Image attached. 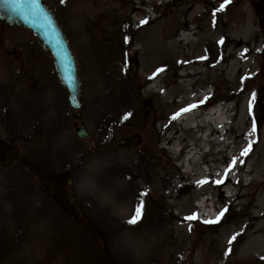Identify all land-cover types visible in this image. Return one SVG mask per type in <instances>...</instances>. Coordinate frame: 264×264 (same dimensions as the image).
I'll return each mask as SVG.
<instances>
[{
    "label": "rangeland",
    "instance_id": "obj_1",
    "mask_svg": "<svg viewBox=\"0 0 264 264\" xmlns=\"http://www.w3.org/2000/svg\"><path fill=\"white\" fill-rule=\"evenodd\" d=\"M70 1L44 0L67 35L78 65L84 104L77 123L89 136L78 139L77 146L70 144L66 155V148L56 142L37 146L40 155H58L54 164L37 163L41 171L72 165L62 168L71 173L70 186L40 183L37 189L38 182L10 169L1 171L0 264H264V206L257 204L264 202V116L252 132L259 109H264L257 95L264 80L260 0H230L223 11L218 9L224 0H132L121 6L125 17L117 21L118 39L95 27L91 31L83 14V21L74 19L78 4ZM187 7L196 14L192 21L182 13ZM212 24L215 44L204 46ZM5 31L9 42L25 48V71L34 69L46 83L44 122L27 119L25 130L33 138L39 133V142L43 136L49 141L50 127L56 122L59 126L69 114L65 93L54 83L50 59L33 36L21 28ZM162 31L168 38L161 41L156 33ZM182 31H189V45L180 37ZM92 33L110 81L122 83L112 68L119 59L127 68L123 77L129 100L123 94L116 100L107 84L97 81L94 58L85 44ZM218 103L231 108L228 123L218 129L215 148L207 146L200 164L210 166L207 179L212 169H217V179L219 169L223 183L214 184L213 177L202 190L195 191L192 184L182 195L179 191L186 186L181 156L192 136L176 118L191 104L202 114ZM128 113L131 116L123 119ZM125 138L132 141L129 147L114 146ZM249 144L251 151L241 155ZM25 165V175L33 173L32 167L36 171ZM225 180L234 200H226L220 190ZM208 193L220 196V211L227 209L214 224L204 223L194 207V201ZM141 205V218L129 224ZM190 216L196 219H187Z\"/></svg>",
    "mask_w": 264,
    "mask_h": 264
},
{
    "label": "bare ground",
    "instance_id": "obj_2",
    "mask_svg": "<svg viewBox=\"0 0 264 264\" xmlns=\"http://www.w3.org/2000/svg\"><path fill=\"white\" fill-rule=\"evenodd\" d=\"M151 1V0H147ZM143 2V0H140V3ZM78 4L76 7V11H72L74 13V19H79L78 22L82 19V14L88 17L86 19L87 28L91 27V31L95 28L100 29L101 31H104L105 35L109 36V38L118 39L119 29L117 28V21L121 17L124 16V11H122L121 6L123 4H131L132 0H71L70 4ZM69 11V10H68ZM189 7L185 8L184 11H182L183 15L186 16V20L192 21L195 19L196 14L188 13ZM67 11H65V14ZM215 13V9H213V14ZM178 14H181V11H178ZM83 21V19H82ZM153 28L156 29V26ZM215 24H212V26L207 30L206 33H208V36L206 38V42L203 43L205 46L206 44L214 46L216 36V31L213 30L212 27H214ZM84 27V26H83ZM126 32L128 31V28L125 27ZM80 33V32H79ZM81 34V33H80ZM158 37H160L161 41L168 38V34L162 31L161 34H157ZM224 38V36H223ZM88 40L85 42L87 46L90 48L91 55H93L94 58V68L97 72V81H102L101 83H106V87L108 89L109 95L115 96L116 100L122 98V94L124 98L130 99V92L129 88L124 85L127 83V79L123 77L125 73H127V68L124 67L123 62H121V59H119L116 63V65H113V71L116 73V77L118 75H121L122 83H119L118 80L115 82L110 81L111 76L107 73L106 75V64L103 59L97 58V55L100 49L99 41L94 38L93 33L89 35L87 38ZM187 40V44H190V41L188 37L183 38ZM223 40V39H222ZM181 41V40H179ZM221 41V39H220ZM182 42V41H181ZM171 47H173V44H170ZM157 56L160 57V47L156 49ZM125 52L124 50L120 51V57H124ZM156 56V58H157ZM119 58V54H118ZM158 59V60H159ZM108 64V63H107ZM102 73L100 76L99 74ZM231 108H227L226 110H222L220 107H215L214 109H210L206 113H199V112H190L186 114L184 117L179 119V122L182 123L183 132L191 133L192 139L191 143H185L184 144V157L181 161V167L184 168L185 171H183V181H186L190 183L191 185L194 184L193 189L195 191L202 190V187L205 183H207L209 180L213 179V177L217 176V169H212L211 174L209 176L210 179H207L205 176L207 173H210V166L207 170L205 168L201 167V164L203 165V162H201V158L205 154V149L207 146H213L212 148H215L216 140L219 137V128L223 127L225 124L228 123V116L226 114L229 112ZM226 116V117H225ZM182 142L183 139H180ZM192 141H197L196 143H193ZM176 148L174 145H172L171 150L174 151ZM215 164V162H213ZM215 168V167H214ZM199 169H201L199 173ZM198 171V173H197ZM219 171V170H218ZM248 173V171H247ZM206 180V181H205ZM224 186L227 184L226 180L224 181ZM214 184H217L216 182ZM220 186V185H219ZM196 193V192H195ZM171 204H174V201H171ZM258 206L263 207L264 202L263 199L260 201H257ZM199 207H204L205 202L203 201L202 204L198 203ZM206 207V206H205ZM159 225V224H158ZM264 235V232H263Z\"/></svg>",
    "mask_w": 264,
    "mask_h": 264
},
{
    "label": "flooded vegetation",
    "instance_id": "obj_3",
    "mask_svg": "<svg viewBox=\"0 0 264 264\" xmlns=\"http://www.w3.org/2000/svg\"><path fill=\"white\" fill-rule=\"evenodd\" d=\"M4 39L5 31L0 26V172L10 169L21 175L24 180L25 177L32 178L31 181L38 182L37 189L40 183H48L51 188H55L65 176V171L55 173L51 168L42 171L38 168V164L46 165L45 154L36 152L37 146L42 143L38 141L40 134L36 132L37 135L32 140L25 130V115L30 113L28 93L32 92L31 90L38 92L36 99L40 103V92L44 90L45 85H40L38 79L34 78L37 76L34 69L30 73L25 71V51L3 45ZM25 76L28 81L26 84ZM39 110L36 108L34 112ZM9 161L10 164L6 165ZM25 164L34 166L37 172L32 167L33 173L25 175V167H28Z\"/></svg>",
    "mask_w": 264,
    "mask_h": 264
},
{
    "label": "water",
    "instance_id": "obj_4",
    "mask_svg": "<svg viewBox=\"0 0 264 264\" xmlns=\"http://www.w3.org/2000/svg\"><path fill=\"white\" fill-rule=\"evenodd\" d=\"M261 1L264 9V0ZM0 22L3 26H18L33 33L42 49L53 58L54 68L70 105L74 109H79L81 106V83L77 73V65L65 34L43 0H37V7L31 10L27 19L23 15L6 12L0 5ZM262 54H264V48ZM258 94L260 99L264 101V84L258 90ZM260 113L263 115V110H260ZM261 121L262 116L258 117L256 127L260 125ZM77 135L84 138L87 133L79 127ZM128 145L129 141H126L125 146Z\"/></svg>",
    "mask_w": 264,
    "mask_h": 264
},
{
    "label": "snow or ice",
    "instance_id": "obj_5",
    "mask_svg": "<svg viewBox=\"0 0 264 264\" xmlns=\"http://www.w3.org/2000/svg\"><path fill=\"white\" fill-rule=\"evenodd\" d=\"M61 2L63 3L64 0H61ZM229 3H230V0H224V3L220 5V9H218V10L223 11ZM0 5L3 6V8L6 12L20 14V15H23L25 19H27L28 14L31 12V10L37 7V0H0ZM146 23H147V21H141V24H146ZM221 43H222V41H221ZM191 107L195 108L196 105H192ZM190 110H191V108H186V109H183L182 111L187 112ZM250 110H251V105H250ZM130 116H131V113H128L123 117V119L127 120ZM175 118L176 117L174 116L173 119H175ZM256 131H257V128L255 125H253L252 132L255 133ZM250 151H251V144H249L248 147H246L244 149V151L241 153V155L247 156ZM232 164H233V166H235L236 161L233 160ZM229 171H231V169H229ZM216 183L221 184V183H223V181L218 180V181H216ZM142 207L143 206L141 205V206L136 208L134 216L130 220L127 221L129 224H135L141 218ZM226 211H227V209L221 210L219 215L217 216L216 220H205L203 222L206 224L217 223L224 216V213ZM187 219L193 220V219H196V217L190 216ZM238 235H239V233L236 235H233L228 243L231 245L233 243V241H236ZM230 251H231V249L229 248L228 252L230 253ZM262 259H264V258H262Z\"/></svg>",
    "mask_w": 264,
    "mask_h": 264
}]
</instances>
